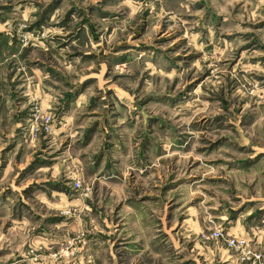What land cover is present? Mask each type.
Masks as SVG:
<instances>
[{"label":"clouds","instance_id":"9594fccd","mask_svg":"<svg viewBox=\"0 0 264 264\" xmlns=\"http://www.w3.org/2000/svg\"><path fill=\"white\" fill-rule=\"evenodd\" d=\"M15 2L20 4L21 0ZM51 2L23 0L25 12L20 13L17 8L14 15L18 22L17 35L22 41L14 49L6 50L4 58L0 59V74H3L0 75V96L10 91L6 74L8 64L13 63L17 75L24 73L20 77L23 83L15 90L18 98H28L20 104L11 101L6 115L0 114V150L12 142L14 128H21L16 148L8 153L0 151V175L3 176L0 188L9 187L18 175L16 169L20 165L17 164V156L20 155L21 164H26L27 159L39 151L43 140L47 144L46 152L53 169L49 173L47 168H41L31 179L37 184H41L42 180L58 183L63 186L67 196H62L46 185L34 187L31 195L24 200L27 207L23 208V218L16 215L15 220L13 209L23 197L19 189L8 197V203L0 206V250L7 253L0 256V264H8L9 259L13 264H21L19 256H23L25 264H97V261L100 264H184L186 259H195L200 254L198 248L188 249L190 243L202 246L206 253L211 249L214 256L210 254L209 260L215 259V264H245L248 260H251V264H264V215L248 219L257 209H264V155H260L264 153V107H261L264 105V87L257 89L254 78L241 76L235 69L229 70L235 59L234 49H238L244 42L240 35L235 34L259 31L253 28L256 22L253 13H257V19L264 18V0H239V12L235 8L238 0H210L200 10H194L200 0H136L134 5L130 0H123L117 10L124 19L112 22L115 30L110 39L106 30L111 24L101 22L102 26L98 25L101 40L96 50L97 53L105 52V55H98L92 61L84 60L83 56L79 61L68 58L76 51H91L92 35H87L86 40H77L67 34L87 28L81 22L95 15L89 13V8L99 0H62L60 9L47 20L46 9ZM7 3L9 0H0V5ZM126 5L135 7L140 15L133 16L127 11ZM212 5L220 8L218 14H223L230 22V30L234 34V39L224 49L226 55L223 57L219 55L223 41L213 36L215 26L205 22V16ZM72 8L76 11L72 13L70 23L58 27V22ZM144 12L149 13L145 18L149 37L143 41L148 47L129 48L126 61L114 59L116 53L113 48L121 40H128L134 24L139 22ZM25 18L27 24L24 23ZM37 21H41L39 28H33L29 33L22 31ZM161 25H167V30L161 32ZM205 29L208 35L198 45L199 50L211 47L215 53L206 52L195 62L187 59L189 54L196 55L195 37ZM7 31L11 36V23ZM61 32L64 35L60 36L58 42L51 39ZM177 33L178 40H183L187 34L188 42L171 52L168 51V44L152 43L153 39ZM29 41L34 42L35 49L28 58L21 60L20 55ZM105 41L107 48H102ZM64 43H67V47L59 46ZM178 56L181 59L177 60ZM49 57L52 59L49 60ZM221 59L225 62L218 64ZM29 60L39 63H29ZM50 67L57 69L59 75L56 72L50 73ZM237 67L245 72L250 71L244 68L242 62ZM37 69V75L29 74ZM93 69L101 77L108 73L103 91L92 81L83 86L81 84ZM209 69L212 70L211 78L203 80L201 85H195L181 99L180 93L185 84ZM256 71L264 76V68L258 67ZM233 78L240 83L238 86L233 84L229 89L228 85ZM38 80L47 81L39 87L41 96L44 92L50 93L52 105L51 110L44 111L42 115L36 99ZM261 83L264 84V81ZM109 87L117 91L107 94ZM253 89H256L255 95L260 97L259 101L253 99ZM65 94L72 96L67 104L63 100ZM225 95L228 111H224L222 105ZM141 100H144L143 106ZM209 100L211 103L207 102ZM13 104L15 107H12ZM22 109L28 110V117L17 123L12 117ZM33 114L36 115L35 120L31 118ZM215 114L224 117L225 125L229 122L234 124L228 141L230 147L218 154L222 155L223 163L216 166L215 172L210 171L209 165L202 160L197 173L199 179H191V175L185 173V185L181 189L183 204L187 205L193 196L199 198L192 212L193 226L182 227L169 236L160 223L167 197L162 195L155 202L161 209L157 213L154 207L137 198L138 193L151 189H145L142 181L133 183L131 178L125 179V173L135 172L136 176H140V169L143 168L153 173L149 180L151 184L168 182V167L172 161L165 160L161 165L159 158H162L163 153L160 150H170L177 146V140L182 135H187L186 143L194 140L197 144L205 138L210 141L215 136L223 135L214 126L204 132L199 127L194 129L191 126L193 122L202 119L203 115ZM157 115L160 120L153 123L152 117ZM252 115L256 117L255 120L244 119ZM106 120L108 123L105 126ZM96 121L100 122L99 131L94 133V138L85 142L82 139L85 128ZM161 123L163 128L160 127ZM45 130L47 136L44 135ZM64 141L67 144L62 146ZM142 141L146 143L142 144ZM245 143L247 147L241 152L239 146ZM253 146L259 158L249 161L247 165L238 164L239 160L248 158ZM180 150L183 151V146ZM141 152L143 159L140 158ZM168 155L171 156L172 152L168 151ZM107 161L112 162V168L107 166ZM5 162L7 168L3 167ZM160 173L164 174L163 181L159 180ZM212 176H222L223 182L217 180L213 183ZM97 181L101 188L107 185V189L99 195L93 191ZM113 181L123 189L119 200L110 190ZM21 186L26 187L27 183L22 181ZM49 192L52 193L51 197ZM123 196L128 199L124 200ZM57 200H62L63 207L53 211V201ZM253 200L255 204L244 207L246 202ZM85 201L97 211L88 210ZM125 205L134 211L127 213ZM242 207L244 210L240 211ZM101 208L109 220L113 219V210L120 208L121 212L116 215L125 225L124 232L127 235L123 236L124 240L131 235L136 243L144 242L142 250H138L131 260L124 256L115 259L111 244L102 242L99 233L103 228L97 227L104 224L99 214ZM60 214L74 218L75 234H71L70 228L66 229L63 224L59 228L49 224L45 231H34L44 225L45 217ZM9 221L15 227L6 231L4 225ZM109 235H116L120 239L119 226L114 227ZM35 240L40 241L39 254L33 243ZM65 250L71 254L70 260L65 257ZM48 251L55 254L45 255ZM252 257L255 259L252 260Z\"/></svg>","mask_w":264,"mask_h":264},{"label":"rangeland","instance_id":"374dc122","mask_svg":"<svg viewBox=\"0 0 264 264\" xmlns=\"http://www.w3.org/2000/svg\"><path fill=\"white\" fill-rule=\"evenodd\" d=\"M123 0H99L98 3L93 4L92 7L89 8V13H94L95 15H91L88 18H85L81 23L83 25H87V28L81 29L80 32H69L67 35L73 37L77 40H86L87 35H92L93 39L91 41V51H85L80 52L76 51L72 53L68 58L69 59H75L77 61L80 60L81 56H83L84 60L86 61H92L97 58V56H104L105 52L101 51L97 53L96 46L99 44L101 40V34L98 33V25L102 26L101 22H109L111 26H109L106 30V34L111 38L112 32L115 30V25L112 22H118L122 21L124 19V16L121 15V12L117 10V6L121 4ZM136 0H130L131 4H135ZM210 2V0H200L199 3H197L194 6V10H200L202 8H205L206 5ZM23 0H21L20 4H17L15 0H9V3L0 5V31H3L0 33V59L4 58L5 51H6V42L9 41L7 39L6 34H8L7 26L11 23L12 24V35L14 36V40H12L13 48L16 47V45L20 44L22 41V38L18 37L17 35V27L18 22L14 19V15L17 12V8H19L20 13H24L25 9L22 7ZM62 6V0H52V2L49 4L48 9H46L47 13V20L51 19V15L54 14L56 11L60 9ZM127 11L131 13L133 16H139L140 14L136 11L135 7L126 5L125 6ZM236 11L239 12L240 10V3L239 0L237 4L235 5ZM76 11L75 8L70 9L66 14L65 18L58 22V27H63L65 24L70 23L72 18V13ZM220 13V8H217L215 5H212L211 8H209L208 14L205 16V22L211 25L215 26L216 31L213 33V36L215 38H218L219 40L223 41V44L220 48L219 55L223 57L226 55L224 52V49L227 47V44L230 43L234 39V34L231 32V24L230 22L225 18L223 14ZM149 15L148 12H144L143 16L140 17V20L138 23L134 24L132 31L129 34L128 40H121L120 43L113 48V52L116 53V56L114 59H118L121 61H126L128 59V53L127 50L129 48H146L148 47L143 43V41L149 37L148 28L145 23V18ZM47 20L45 22H47ZM253 20L256 21L253 25L254 29H258L259 31H249L244 34H235L240 35L243 39V44L238 49H234V56L235 59L232 60V63L229 67V70L235 69L241 76L245 77H252L256 80V88L259 89L261 87H264V84L261 82L264 81V76L259 75L256 69L264 68V18L257 19V13H253ZM41 21H37L33 25H30L24 29H22L23 32L29 33L32 32L33 28H39V24ZM24 23L27 24V19L25 18ZM55 23V22H54ZM5 29V30H4ZM167 30V25H161V32ZM195 31V30H194ZM5 32V33H4ZM64 35L62 32L57 33L56 36L52 37L54 41L58 42L60 39V36ZM179 33L172 35V36H161L159 39H153V44H168L169 48L168 51L171 52L173 49H178L182 45L187 44L188 42V35H184L183 40H178ZM208 35L207 29L204 30V32L200 35H197L194 40V46L197 47V53L195 56L193 54H189L187 59L198 61L201 57L205 55L206 52L212 51L215 53V49H212L211 47H206L204 51H200L198 45L204 41V38ZM67 40V37H65ZM173 40H176V43H172ZM139 42V43H138ZM60 47H67V43L60 44ZM102 48H107V41L104 42V44L101 45ZM35 49V44L33 41H29L28 44L24 47L23 52L21 53V60H24L29 57L30 53ZM52 57H49V60H51ZM167 59V58H166ZM177 60L181 59V57H176ZM210 63V61H207ZM225 61L221 59L218 61V64H223ZM243 63L244 68L249 69L250 71L245 72L244 69L237 67L238 64ZM29 63H39V61H32L29 60ZM8 72L6 74V80L8 83V87L10 91L6 93L4 96H0V114L6 115V113L9 110V105L6 102V99H10V101H15V104H20L23 101H26L27 97H19L18 93L15 91L16 88L23 83V81L20 80V77L24 75L23 72H20L19 75H17L16 70L13 67V63L8 64ZM36 72H30L29 74L31 76L37 75L39 72V69L35 70ZM48 71L50 73L56 72L57 75H59V72L57 69L49 68ZM211 69H209L207 72H205L202 76L197 77L195 79H192L189 83H186L183 90L180 93V98L183 99V94L185 92H188L190 89H193L195 85H201V82L206 79L211 78ZM36 73V74H35ZM3 75V74H0ZM108 78V73H104L103 77H101L100 73L95 72L93 69L90 74L88 75L87 79L82 80L81 84L82 86L84 84L89 83L90 81L97 83L101 90H104V80ZM47 81H37V89H36V99L39 101V108L41 109V115L44 111H50V108H43L41 103L42 98L41 96V90L39 85L40 84H46ZM240 81H237L235 78L232 79V83L228 85L229 89L232 88L233 84L239 85ZM213 86H215L213 84ZM22 91L24 89H21ZM107 94H111L117 91L115 88H107ZM221 92H223V89H220ZM256 89H253V99L259 101L260 97L255 95ZM46 94H50L47 93ZM72 98L70 94H65L63 96V100L65 104ZM208 103H211V101H207ZM15 104L12 105V107H15ZM144 100H141V106H143ZM50 106V104L48 103ZM222 105L224 107V111H228V99L227 95H225L222 98ZM31 106V105H30ZM52 107V106H51ZM252 107H256V105H253ZM261 107H264V105H261ZM28 117V110L22 109L19 113L15 114L12 119H14L17 123L22 118ZM33 120H35L36 115L33 114L31 117ZM255 116H246L245 120H255ZM160 120V117L157 115L155 117H152V122L155 123ZM224 117H222L219 114L215 115H203L202 119H200L198 122H193L192 127L195 129L199 127L201 132L211 130V127L214 126L215 128L219 129L221 133H224L223 135L215 136L212 140H207L206 138L202 140L199 144H197L194 140L192 142H188L187 135H182L177 140V146L173 147L170 150H160L162 151L163 155L162 158H159V163L163 165L165 163V160H171L172 165L168 167V176L166 183H156L155 185L151 184L149 182L150 177L153 176V173L144 171L143 168L140 169V176H136L135 172L131 173H125V179L131 178L133 180V183L141 182L143 183V186L145 189H151V191H144L142 194L138 193L137 198L138 200H141L143 202H147L150 207H154L155 211L159 213L161 209H159L158 206L155 205V202L158 201L162 195H165L167 197V202L164 204V207L162 209L163 216L160 219V223L164 226L165 233L169 236L174 235L177 231L181 230L182 227H192L193 221H192V212L194 209V206L197 203L196 196H193L192 201H190L187 205L183 204L181 199V189L185 185L184 181V175L185 173H188L191 175V179H199V176L197 173L199 172V165L201 161L203 160L206 164L209 165L210 171L215 172L216 166L223 163V157L222 155H219L222 153V150L226 147H230L228 141L231 135V129L234 127V124L229 122L227 125L223 123ZM207 122V123H206ZM4 123H7V118L5 119ZM105 126L107 125L108 121L106 120ZM99 125L100 122L96 121L90 125H88L84 130V136L82 139L85 142L90 141L92 138H94V133H97L99 131ZM160 127L163 128L164 125L161 123ZM105 131H107V128L105 127ZM21 134V128L16 127L13 131V140L12 142L8 143V145L3 148V153H8L10 150H14L18 143V137ZM44 135L47 136L46 130L44 131ZM63 135V133H61ZM110 138V137H109ZM142 144L146 143V141H142ZM67 141L62 142V146L66 145ZM186 145V146H185ZM183 146V151L180 150V147ZM240 151L242 152L244 148L247 147V144H242L239 146ZM47 144L42 140L40 144L39 151L34 152L31 157H29L26 161V164L20 163V155L17 156V164L20 165L16 172L18 175H16L12 183L7 188H0V206L3 204L8 203V197L13 195L14 192H16L17 189L20 190V194L23 197V199L20 201L19 205H17L16 208L13 209L14 216L13 219H16V215H19L20 218H23V208H26L27 205L24 204V200H26L32 193V190L34 187H41V185H46L53 190L61 193L62 196H67V192L64 191L63 186L60 184H53L49 180H42L41 184H37L35 180H32L31 177L38 172L41 168H47L49 170V173L53 169V164L51 163L50 157L48 153L46 152ZM168 151L172 152V155H168ZM251 154L248 156L247 159H241L238 161V164L240 165H247L249 161L258 159L259 157L255 154L256 148L255 146L252 147L250 150ZM260 155H264V153H260ZM208 157V158H206ZM140 158L143 159V152L140 153ZM116 163H119V161H116ZM107 166L109 168L113 167V164L111 161H107ZM4 168H7V163L3 165ZM196 170V172H193V170ZM117 175H119L117 173ZM0 179H3V176L0 175ZM165 179L164 174L160 173L159 180L163 181ZM211 180L213 183H215L217 180L220 182H223L222 176H212ZM25 181L27 183L26 187L21 186V182ZM190 182V181H189ZM107 189V185L104 186V188H101V185L99 181L95 182V187L93 189L94 194L99 195L103 190ZM157 189L160 191L157 192ZM111 192L116 196L117 200L121 199V193L123 192L122 187L120 184L116 183L115 181L112 182L111 185ZM49 197H51L52 193H48ZM124 200H127V196H123ZM55 203V209L53 211H56L63 207L62 200L53 201ZM85 203L88 204V210L92 212H96L97 209L92 208L91 204L85 201ZM256 201H248L244 205V207H247L249 205L255 204ZM69 204H71V201L69 200ZM187 208L188 211L185 212L184 209ZM19 209V211H17ZM124 210L127 213H131L134 211L132 207H129L127 205L124 206ZM244 208L242 207L240 211H243ZM69 211H71V208H69ZM121 212L120 208H115L113 210V219L109 220L107 216L104 215V210L101 208L99 209V214L102 217L104 224L97 225L98 228L102 227L103 230L99 233V235L102 237V242H108L111 244V251L114 255V258L119 260L121 256L126 257L128 260H131L132 256L136 255V252L138 250H142L143 241H140L139 243H136L134 238L131 235H128V239L124 240L123 236L127 235V233L124 232L125 225L120 222V217L116 215V213ZM235 214V213H234ZM264 215V209H257L255 212L252 213L251 216L248 217L249 220H252L254 217H260ZM37 219H40V217H37ZM73 219L70 216H66L64 214L55 215V216H48L45 217V223L44 225L38 226L36 229H34L35 232L39 233L41 231L47 230L46 226L51 224L56 228H59L61 224L64 225L66 229L70 228L71 234H75L76 226L73 223ZM199 224V221L196 222ZM116 226H119V232L121 233L120 239H117L116 235H109L112 232V229ZM15 227L12 221H9L7 224L4 225L5 230H10L11 228ZM170 230V231H169ZM34 245L37 248V253L40 252V241L35 240L33 241ZM27 247V245L25 246ZM194 248H198V251L200 254L195 259H186L184 261V264H215V259L209 260V255H213L212 250L209 249L208 252L203 251L202 246H197L195 244H189L188 249L192 250ZM7 253L4 250H0V256H4ZM55 253L52 251H48L45 253V255H54ZM70 253L65 250V257L70 260ZM255 257H252L251 259L254 260ZM18 259L21 261V264H25L23 256H19ZM8 264H13V261L11 259L8 260ZM55 264V262H53ZM97 264H100L99 261H97ZM245 264H251V260L245 261Z\"/></svg>","mask_w":264,"mask_h":264},{"label":"crops","instance_id":"0c3cea01","mask_svg":"<svg viewBox=\"0 0 264 264\" xmlns=\"http://www.w3.org/2000/svg\"><path fill=\"white\" fill-rule=\"evenodd\" d=\"M5 30V29H4ZM7 30H5V32H6ZM1 32H3V31H0V33ZM4 32V33H5ZM6 36H7V39L9 40V41H7L6 42V50H9V49H14L13 48V43H12V40H14V36L11 34V36L9 35V34H6ZM20 58H21V55H20ZM34 72H36V71H34ZM36 74V73H35ZM48 93V92H47ZM43 94H45L44 95V97L42 98V100H41V103L40 104H42V106H43V108H50L51 109V103H50V94H46V92H44ZM6 102L9 104L11 101H10V99H6ZM48 103L50 104V106L48 105Z\"/></svg>","mask_w":264,"mask_h":264},{"label":"built area","instance_id":"2783aa9c","mask_svg":"<svg viewBox=\"0 0 264 264\" xmlns=\"http://www.w3.org/2000/svg\"><path fill=\"white\" fill-rule=\"evenodd\" d=\"M255 259V258H254Z\"/></svg>","mask_w":264,"mask_h":264}]
</instances>
